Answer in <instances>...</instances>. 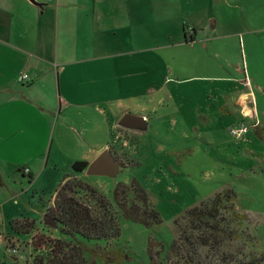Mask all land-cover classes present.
Returning a JSON list of instances; mask_svg holds the SVG:
<instances>
[{"label":"crops","instance_id":"obj_1","mask_svg":"<svg viewBox=\"0 0 264 264\" xmlns=\"http://www.w3.org/2000/svg\"><path fill=\"white\" fill-rule=\"evenodd\" d=\"M33 1L0 0V214L10 220L39 207L42 218L48 206L39 200L49 203L64 176L99 175L93 164L109 156L115 132L172 134L187 127L184 107L200 114L208 99L178 95L183 82H207L209 67L201 29L184 25L181 3ZM238 98L242 120L259 123L252 93ZM126 114L143 126H121ZM74 162L88 165L74 173Z\"/></svg>","mask_w":264,"mask_h":264},{"label":"rangeland","instance_id":"obj_2","mask_svg":"<svg viewBox=\"0 0 264 264\" xmlns=\"http://www.w3.org/2000/svg\"><path fill=\"white\" fill-rule=\"evenodd\" d=\"M167 3H181L187 9L179 13L186 20L184 25L189 27L196 23L201 29L198 37L206 56L201 55L200 60L209 65L208 73L202 74L206 75L207 82H183L178 95L188 93L195 97L208 96V99L201 103L200 114L189 106L184 107L178 117L188 118L187 127L172 134L136 133L132 137L115 132L117 137L112 145L121 147L138 165L81 180L113 203L116 184H128L135 179L147 191L160 215L161 224L148 228L118 213L119 246L124 253L121 264H148L150 239L161 243L163 255L168 254L177 234L174 221L188 209L225 189L235 192V212L246 218L240 227L237 226L239 239L232 245L234 251L245 245L247 251L262 253L264 143L258 139L254 128L264 130V0H167ZM196 84L201 90L192 88ZM242 92L255 97L259 123L255 119L242 120L239 104L242 96L238 98ZM220 106L231 115L220 113ZM173 109L172 106L170 110L165 108L163 113ZM233 123L249 124L248 133L242 138H233L230 135V130L236 126ZM65 178L69 182L78 180L70 174ZM55 196L56 193L49 203L43 200L44 206H50ZM78 196L95 207L86 195ZM40 210L39 207L38 212L27 210L23 214L36 220L37 230L43 231L44 226L38 221L41 220ZM12 215L10 212L5 216L0 214V264H26L35 253L30 248V237L10 232L8 223ZM49 234L53 238L70 240L58 229ZM86 259L87 264H103L101 259L92 262L88 255Z\"/></svg>","mask_w":264,"mask_h":264},{"label":"trees","instance_id":"obj_3","mask_svg":"<svg viewBox=\"0 0 264 264\" xmlns=\"http://www.w3.org/2000/svg\"><path fill=\"white\" fill-rule=\"evenodd\" d=\"M262 130L255 127L254 133L264 143ZM120 150L110 142L108 153L119 171L138 165ZM87 165L74 162L71 169L81 173ZM28 177L30 183L32 178ZM65 177L39 221L46 233L37 230L33 219L16 218L8 223L12 234L30 237V248L35 254L30 255L31 260L26 264H87V255L92 262L101 259L103 264H121L124 253L119 246L118 213L148 228L161 224L147 191L135 179L128 184H116L112 203L89 184L79 180L69 182ZM80 194L93 201L95 207L79 197ZM235 198L233 190L225 189L188 209L174 221L177 234L168 254L163 255L164 246L150 239L148 264H262L264 252L247 251L245 245L233 249V243L239 239L237 226L246 220L243 214L235 212ZM39 203L44 206L43 201ZM55 229L70 240L51 237L49 232Z\"/></svg>","mask_w":264,"mask_h":264},{"label":"water","instance_id":"obj_4","mask_svg":"<svg viewBox=\"0 0 264 264\" xmlns=\"http://www.w3.org/2000/svg\"><path fill=\"white\" fill-rule=\"evenodd\" d=\"M30 1L35 3L33 0ZM119 123L121 126L130 127V128L142 127L144 124L141 117L131 114H126L125 116H123V118L120 120ZM93 168L95 169V172L97 174L112 173L113 165L111 164L110 157L107 155H101L94 162Z\"/></svg>","mask_w":264,"mask_h":264},{"label":"built area","instance_id":"obj_5","mask_svg":"<svg viewBox=\"0 0 264 264\" xmlns=\"http://www.w3.org/2000/svg\"><path fill=\"white\" fill-rule=\"evenodd\" d=\"M48 1H52V0H48ZM23 79H27V76L23 75ZM248 131H249V124L240 123L230 130V135L235 139H239L245 136L248 133Z\"/></svg>","mask_w":264,"mask_h":264},{"label":"bare ground","instance_id":"obj_6","mask_svg":"<svg viewBox=\"0 0 264 264\" xmlns=\"http://www.w3.org/2000/svg\"><path fill=\"white\" fill-rule=\"evenodd\" d=\"M245 112H247V109H245ZM245 112H244V113H245ZM244 113H243V114H244Z\"/></svg>","mask_w":264,"mask_h":264}]
</instances>
